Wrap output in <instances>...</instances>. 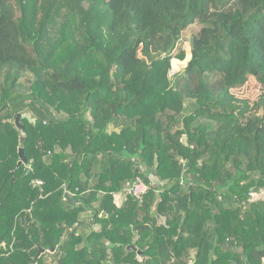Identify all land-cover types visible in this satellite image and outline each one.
<instances>
[{"label": "trees", "instance_id": "1", "mask_svg": "<svg viewBox=\"0 0 264 264\" xmlns=\"http://www.w3.org/2000/svg\"><path fill=\"white\" fill-rule=\"evenodd\" d=\"M0 264H264V0H0Z\"/></svg>", "mask_w": 264, "mask_h": 264}, {"label": "rangeland", "instance_id": "2", "mask_svg": "<svg viewBox=\"0 0 264 264\" xmlns=\"http://www.w3.org/2000/svg\"><path fill=\"white\" fill-rule=\"evenodd\" d=\"M200 25L199 23H193L190 26H188L181 35L180 41L177 43V49L175 52L178 51L179 48H182L185 50L186 54H189V40L190 37L192 36V34L196 33L199 29ZM185 64V60L184 61H180L177 59H173L172 60V70L177 71L179 68H181L183 65ZM31 79V76L29 74H26L23 78L24 81L28 82ZM235 93L241 97H246L249 99H254V97L259 93V84L257 82H255L253 79H249L247 80V82L240 88L237 89L235 91ZM185 112H189L190 110L193 109L194 104L192 100H186L185 102ZM153 183H156L155 181ZM117 194V196H115V199L117 202H119V200L121 199V196ZM94 227L97 229L99 227V225H94ZM48 258V256H47Z\"/></svg>", "mask_w": 264, "mask_h": 264}, {"label": "built area", "instance_id": "3", "mask_svg": "<svg viewBox=\"0 0 264 264\" xmlns=\"http://www.w3.org/2000/svg\"><path fill=\"white\" fill-rule=\"evenodd\" d=\"M36 183L41 182L36 181ZM147 188L148 186L146 185V183L139 177H136L133 181L126 182L122 193L119 194L121 196V199L119 200V202L116 201L117 205H119L122 200H125L128 195L133 196L136 199H141L143 193L147 190ZM115 196H117V194Z\"/></svg>", "mask_w": 264, "mask_h": 264}, {"label": "water", "instance_id": "4", "mask_svg": "<svg viewBox=\"0 0 264 264\" xmlns=\"http://www.w3.org/2000/svg\"><path fill=\"white\" fill-rule=\"evenodd\" d=\"M22 118H26L28 119L29 121H32L34 122L35 119L33 118H30V115L28 113H16L14 116H13V119H14V124L16 126V128L20 129L21 131H23V126L22 124L20 123L21 122V119ZM18 154H19V161H18V166L21 165L22 163H25L26 162V159L23 155V148L22 147H19L18 148ZM30 170L29 167H25L24 168V171L22 173V176H25L26 173ZM131 248H134V247H131ZM44 250L43 249H39V251L37 252V254L35 255V257L33 258V263L36 261V259L39 257V255L43 252Z\"/></svg>", "mask_w": 264, "mask_h": 264}]
</instances>
